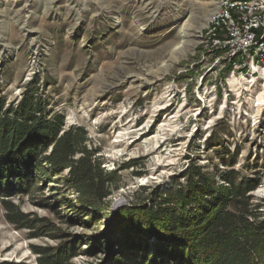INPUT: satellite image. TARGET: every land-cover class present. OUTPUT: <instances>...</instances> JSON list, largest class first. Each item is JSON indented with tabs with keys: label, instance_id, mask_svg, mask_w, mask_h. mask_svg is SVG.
<instances>
[{
	"label": "rangeland",
	"instance_id": "obj_1",
	"mask_svg": "<svg viewBox=\"0 0 264 264\" xmlns=\"http://www.w3.org/2000/svg\"><path fill=\"white\" fill-rule=\"evenodd\" d=\"M215 8L216 0H0V98L17 105L36 89L119 177L101 217L81 211L62 179L10 197L36 227L16 230L0 205V264L64 250L75 256L68 264H155L160 239L135 236L130 217L124 234L116 212L150 207L190 165L218 185L230 169L259 178L251 196L264 211V60L201 45Z\"/></svg>",
	"mask_w": 264,
	"mask_h": 264
},
{
	"label": "trees",
	"instance_id": "obj_2",
	"mask_svg": "<svg viewBox=\"0 0 264 264\" xmlns=\"http://www.w3.org/2000/svg\"><path fill=\"white\" fill-rule=\"evenodd\" d=\"M96 155L86 131L65 129L62 115L49 114L36 89H27L17 105L0 98V205L6 222L16 230H34L35 221L9 198L61 179L81 211L95 217L111 214L109 197L119 177L105 171ZM129 168L132 163L123 169ZM181 178L167 192L150 196V207L144 203L118 210L114 227L160 239L154 244L155 264H264V211L251 196L261 180L230 169L218 185L195 165ZM127 217L129 229L120 224ZM134 242L128 249L135 248ZM74 257L64 250L37 264H68Z\"/></svg>",
	"mask_w": 264,
	"mask_h": 264
},
{
	"label": "built area",
	"instance_id": "obj_3",
	"mask_svg": "<svg viewBox=\"0 0 264 264\" xmlns=\"http://www.w3.org/2000/svg\"><path fill=\"white\" fill-rule=\"evenodd\" d=\"M200 38L205 49L264 60V0H216Z\"/></svg>",
	"mask_w": 264,
	"mask_h": 264
},
{
	"label": "bare ground",
	"instance_id": "obj_4",
	"mask_svg": "<svg viewBox=\"0 0 264 264\" xmlns=\"http://www.w3.org/2000/svg\"><path fill=\"white\" fill-rule=\"evenodd\" d=\"M260 101H262V98H260ZM124 204V201L122 199L115 200L114 207L119 208Z\"/></svg>",
	"mask_w": 264,
	"mask_h": 264
},
{
	"label": "water",
	"instance_id": "obj_5",
	"mask_svg": "<svg viewBox=\"0 0 264 264\" xmlns=\"http://www.w3.org/2000/svg\"><path fill=\"white\" fill-rule=\"evenodd\" d=\"M119 208H120V207H119ZM113 209H114V210H117L118 208H116V207L113 206Z\"/></svg>",
	"mask_w": 264,
	"mask_h": 264
}]
</instances>
